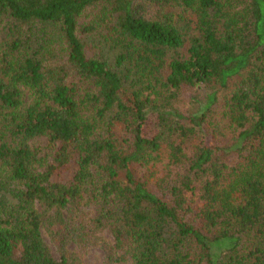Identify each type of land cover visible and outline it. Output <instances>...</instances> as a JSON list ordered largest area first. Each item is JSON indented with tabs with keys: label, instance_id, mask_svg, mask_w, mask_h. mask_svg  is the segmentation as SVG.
Listing matches in <instances>:
<instances>
[{
	"label": "trees",
	"instance_id": "16d2710c",
	"mask_svg": "<svg viewBox=\"0 0 264 264\" xmlns=\"http://www.w3.org/2000/svg\"><path fill=\"white\" fill-rule=\"evenodd\" d=\"M0 20V264H84L104 230L106 264H264V0H0ZM82 202L55 259L44 216Z\"/></svg>",
	"mask_w": 264,
	"mask_h": 264
},
{
	"label": "rangeland",
	"instance_id": "374dc122",
	"mask_svg": "<svg viewBox=\"0 0 264 264\" xmlns=\"http://www.w3.org/2000/svg\"><path fill=\"white\" fill-rule=\"evenodd\" d=\"M8 22L7 21H1L0 20V47L4 44V42L8 39H10V36L8 35ZM8 35V36H7ZM94 40L98 43H106V47H109L111 50V54L114 53V50H112L113 45L110 41V39H107L106 41H102L101 38L98 36L93 37ZM100 39V40H99ZM114 43V42H113ZM116 44V43H115ZM105 48V47H104ZM186 49V48H185ZM117 51V48L116 50ZM186 50H181L179 54L185 53ZM164 67L160 68L159 70L161 71L160 75H166L167 72H163L162 70ZM158 92L161 96V98L166 99L168 96V92L165 88H159ZM180 108L182 110H186L190 108V105L186 104L184 106L180 105ZM210 127H214L215 132L224 135V137H229L231 134V129L229 127L230 123L224 118V116L220 113L217 112L214 114L210 119ZM93 206L86 203L82 202L79 206L71 208L70 210H66L63 212V219H58L56 220L55 218H48L50 217L54 211H51L50 213L47 214V216H44V223H43V228H42V236L44 241L47 243V245L50 248L51 254L55 259H58V251H57V244L54 235V227L56 224L61 223L63 224V220L66 221L68 220L69 223L72 225H78L80 222L85 223L87 219L92 216L93 214ZM62 222H58L61 221ZM54 223V225H53ZM112 242V237L109 233L108 230H104L98 234L93 239V244L88 247V249L85 252L84 256V264H106V252L108 250V247L110 246ZM69 250L74 249V245L72 243H68L66 246Z\"/></svg>",
	"mask_w": 264,
	"mask_h": 264
}]
</instances>
